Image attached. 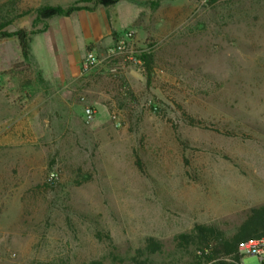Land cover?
<instances>
[{"label":"rangeland","instance_id":"rangeland-1","mask_svg":"<svg viewBox=\"0 0 264 264\" xmlns=\"http://www.w3.org/2000/svg\"><path fill=\"white\" fill-rule=\"evenodd\" d=\"M78 1L0 0L8 30L32 39L30 62L0 41V264H134L140 252L184 264L177 235L231 234L264 205V0H121L107 7L111 37L134 32L132 59L85 75L78 41L66 48L75 76L55 71L66 56L53 44L59 19L81 22L38 10ZM151 237L161 253L146 252Z\"/></svg>","mask_w":264,"mask_h":264},{"label":"trees","instance_id":"trees-1","mask_svg":"<svg viewBox=\"0 0 264 264\" xmlns=\"http://www.w3.org/2000/svg\"><path fill=\"white\" fill-rule=\"evenodd\" d=\"M121 0H96L97 6H114ZM88 0H81L69 7L44 6L38 10L39 18L43 20L54 17H70L82 10L94 11L95 7L88 8L83 4ZM15 18L0 12V41L16 39L19 43L21 54L25 62L31 61V33L25 29L10 32L8 29L14 24ZM143 60L146 64L147 76L150 79L154 59L152 55H145ZM185 122L191 127L208 129V125L186 112L183 113ZM264 238V205L249 210L246 218L231 234H228L218 224H196L193 229L176 236V249L187 257L184 264H242L239 248L243 243ZM162 244L156 238H148L145 250L149 255L161 253ZM208 250V253H204ZM199 252L204 254L199 255ZM143 252L135 258L134 264H147L142 261ZM91 264H99L93 262Z\"/></svg>","mask_w":264,"mask_h":264},{"label":"crops","instance_id":"crops-1","mask_svg":"<svg viewBox=\"0 0 264 264\" xmlns=\"http://www.w3.org/2000/svg\"><path fill=\"white\" fill-rule=\"evenodd\" d=\"M108 13L109 11L107 7L99 6L96 7L94 11L82 10L70 17H63L67 19L77 17L79 19L81 25L79 26V30L77 32L68 30V27L64 29L62 26L63 23L60 21L61 19H59L57 29L59 31L58 34L61 36L60 39L55 41L53 47L59 59L62 54L66 56V62H62L60 59L61 65L55 69V71H63L66 65L68 66L67 70L71 72V63L69 60V56H71V54H66V48H69V45L71 44L75 45L78 41L82 42L81 51H83V54L78 57L79 63H82V60L86 56L87 52L96 50L97 52L102 53L106 47L114 43L115 39L111 37V34L112 31L115 30V27L113 23L110 22ZM50 29L52 30V26ZM72 74L78 76L79 73L76 74L73 72Z\"/></svg>","mask_w":264,"mask_h":264},{"label":"built area","instance_id":"built-area-1","mask_svg":"<svg viewBox=\"0 0 264 264\" xmlns=\"http://www.w3.org/2000/svg\"><path fill=\"white\" fill-rule=\"evenodd\" d=\"M133 38L134 32L123 33L115 39L112 45L106 47L102 53H99L96 50L87 52L81 63L82 73L85 75L90 73L95 68L104 65L106 60L114 61L121 58L132 59V57H129V53L132 52L131 45L133 43ZM95 114L96 113L92 108H87L85 111L88 120L94 119ZM54 180L55 176L53 175L48 181L49 183H53ZM204 253H208V250H205ZM204 253L199 252V255ZM239 255L241 257H257L260 259L261 264H264V238L243 243L239 248Z\"/></svg>","mask_w":264,"mask_h":264}]
</instances>
